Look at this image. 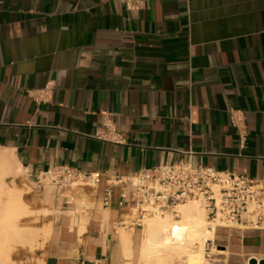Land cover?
Here are the masks:
<instances>
[{"label":"crops","instance_id":"1","mask_svg":"<svg viewBox=\"0 0 264 264\" xmlns=\"http://www.w3.org/2000/svg\"><path fill=\"white\" fill-rule=\"evenodd\" d=\"M232 110L244 112V148ZM105 120L124 142L99 137ZM0 148L31 178L62 165L127 175L193 151L196 165L263 180L264 0L135 11L121 0H0ZM84 186L91 208L62 197L46 251L23 264L124 263L119 233L135 225L119 190L106 206L103 185ZM214 244L226 264H245L264 256V230L218 226Z\"/></svg>","mask_w":264,"mask_h":264},{"label":"built area","instance_id":"2","mask_svg":"<svg viewBox=\"0 0 264 264\" xmlns=\"http://www.w3.org/2000/svg\"><path fill=\"white\" fill-rule=\"evenodd\" d=\"M151 0H121L127 10H142ZM52 86L33 90L36 102L47 100ZM244 112L232 110L231 123L239 132V146L244 148L247 132L243 128ZM100 138L124 142L112 120H105ZM193 151L188 158L143 168L127 175L103 172H83L69 165L50 168L37 176L63 188L73 184L103 185L104 203L108 206L119 190V205L132 216L130 222L142 224L146 216H178L179 206L198 201L209 223L228 228L264 230V179H254L245 171L235 173L218 170L206 164H194ZM260 264L264 256H249Z\"/></svg>","mask_w":264,"mask_h":264},{"label":"bare ground","instance_id":"3","mask_svg":"<svg viewBox=\"0 0 264 264\" xmlns=\"http://www.w3.org/2000/svg\"><path fill=\"white\" fill-rule=\"evenodd\" d=\"M24 170L23 165L16 160L11 151L3 149L0 151V197L3 196L6 200L5 208L0 209V219H2L0 224L6 227L3 233L0 232V264L7 262L10 255L6 253L8 252L6 249L10 247L9 243H7L9 245L5 244L8 240L17 239L19 243L29 244L34 248L45 244L51 234L50 226L39 232L28 230L25 224L21 223L34 212L26 201V195L31 193L32 187L22 189L14 180L22 178ZM11 177L14 179L7 181V178ZM178 212L177 217L180 219H175L171 214L147 216L144 219L147 235L141 244L142 258L154 256L162 262V256L177 254L184 255L187 264H216L214 257L228 254L227 250L218 248L214 244L218 226L209 223L207 214L198 201L181 204ZM119 240L124 258L123 264H131L129 260L133 255L132 229H121ZM208 247L213 252H207Z\"/></svg>","mask_w":264,"mask_h":264},{"label":"rangeland","instance_id":"4","mask_svg":"<svg viewBox=\"0 0 264 264\" xmlns=\"http://www.w3.org/2000/svg\"><path fill=\"white\" fill-rule=\"evenodd\" d=\"M0 151L1 148H0ZM14 178H7V181H12ZM15 183L22 189L32 187L31 193L26 195V201L31 206L30 208L34 211L31 215H29L25 221L23 220L21 223L25 224L26 229L31 231H39L47 226L53 229V224L56 218L59 215L58 204L61 201V198L69 199L72 196L74 200L77 202L80 208H83L84 205L91 208L92 204L89 202L86 204L85 199L87 198V191L92 190L90 186H84L80 184H73L71 186L60 188L48 180L38 181L37 178H31L28 176L27 172L24 170V176L22 178H15ZM89 188V189H88ZM88 189V190H87ZM86 191V192H85ZM75 192H80L82 194L80 197H75ZM86 193V194H85ZM64 195H67L64 197ZM2 198V199H1ZM4 203H3V202ZM3 196L0 197V209L5 208L6 202ZM4 205V206H3ZM3 206V207H2ZM2 207V208H1ZM1 214V213H0ZM147 217V216H146ZM145 217V218H146ZM175 219H180V217L173 216ZM29 218V219H28ZM132 216H128L127 220L130 221ZM144 218V219H145ZM144 219L142 220V224L131 226L132 232L134 234V256H133V264H187V259L184 255H170V256H162V262H159L157 257L149 256L147 258H142L140 254L141 244L144 238L147 235V230L144 225ZM2 219H0V222ZM3 229H6L4 225L0 224V232L3 233ZM52 232V231H51ZM41 239L40 237L38 238ZM11 241V242H10ZM10 244L6 250L8 252V260L3 264H23L25 262L31 261L37 256L44 253L47 249V243L39 245L37 247L32 248L29 244H21L17 239H11L6 242ZM13 246V247H12ZM9 249V250H8ZM213 252L211 248H207V252ZM11 257V259L9 258ZM132 259V257H131ZM131 259L129 262L131 263ZM216 264H226V262L222 259L223 256L214 257ZM11 261V262H10ZM246 264V262H245Z\"/></svg>","mask_w":264,"mask_h":264},{"label":"water","instance_id":"5","mask_svg":"<svg viewBox=\"0 0 264 264\" xmlns=\"http://www.w3.org/2000/svg\"><path fill=\"white\" fill-rule=\"evenodd\" d=\"M251 264H256L257 261L255 258H253L251 261H250ZM260 264H264V259L261 260Z\"/></svg>","mask_w":264,"mask_h":264}]
</instances>
